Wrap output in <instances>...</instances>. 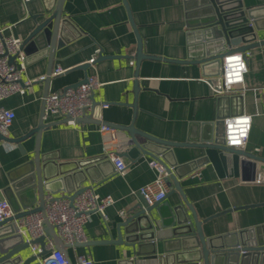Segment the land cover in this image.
Masks as SVG:
<instances>
[{"label":"crops","instance_id":"crops-1","mask_svg":"<svg viewBox=\"0 0 264 264\" xmlns=\"http://www.w3.org/2000/svg\"><path fill=\"white\" fill-rule=\"evenodd\" d=\"M240 1L247 10H259L262 29L259 38L264 39V0ZM199 3L201 1L195 2L193 7L200 6ZM55 7L56 0H0V28L6 30L5 35L25 41L36 28L33 17L44 14L46 9L53 12ZM186 7V0H65L63 16L71 19L83 33L56 51L52 73L61 68L65 70L64 74L52 77L48 86L39 80L26 94H14L2 102L4 108L16 114L6 136L21 138L39 125L46 93L62 92L87 76L96 75L102 86L96 91L95 100L109 107L97 106L84 122L76 126L66 124L57 116L45 118V123L50 126L41 137L44 154L57 153L61 163L106 156L105 145L109 136L99 131L101 123L134 126L176 143L210 138L220 112V95L210 85L208 77H203L198 65L187 63L188 51L194 50L196 45L187 38L191 31L188 25L195 19L188 17ZM136 30L142 39L143 53L155 57L143 60L139 67ZM101 53L107 58L99 60ZM250 53L245 86L229 94L237 99L224 106H228L229 115L233 113V106V110L240 109L242 114L252 116L249 141L245 148L237 150L264 159V47L250 50ZM94 59L99 61L93 65L91 61ZM86 64L91 66L87 70L82 69L81 66ZM50 65L49 56L27 57V71L22 75V81L25 83L29 79L47 76ZM137 82L140 89L136 92ZM116 141L122 146V155L129 169L121 176L116 174L112 162L104 163L100 171L108 176L100 182L88 181L83 185L84 188H94L101 196L110 195L115 199V204L106 208V217L91 215L85 227L87 243L116 239L117 225L141 199L145 200L139 190L157 176L151 166V157L141 155L132 159L128 155L130 138L127 132L117 130ZM35 145V137L27 140L24 143L27 153L23 154L17 144L0 142V199L6 197L3 191L13 177L24 180L26 171L22 167L29 162ZM174 153L179 164L204 156V151L197 148H175ZM256 164L253 173H243L241 169L240 175L264 177V163ZM180 183L201 222L226 212L203 223L207 238L250 228H261L264 237V184L228 175L220 177L212 164L199 167ZM169 188L167 199L162 204L165 213L183 204L175 185L172 183ZM64 195L61 193L57 197ZM253 205L256 206L227 212ZM34 206L37 207L38 202ZM26 219L21 221L23 230L27 228ZM50 242L47 238L46 243ZM160 245L159 252L164 254L163 245ZM196 246L193 236L183 247L171 241L169 254L175 256V261L172 258L168 264H204L203 261L195 262L200 258ZM67 254L73 264L80 255L93 259L95 264H119L124 257L131 258L124 247L115 244L67 246ZM179 259L184 263H178ZM246 264H264V255Z\"/></svg>","mask_w":264,"mask_h":264},{"label":"water","instance_id":"water-1","mask_svg":"<svg viewBox=\"0 0 264 264\" xmlns=\"http://www.w3.org/2000/svg\"><path fill=\"white\" fill-rule=\"evenodd\" d=\"M199 1H201L200 6L193 7L194 3ZM64 3L65 0H56L53 12L46 9L44 14L34 16L36 28L23 43V50L28 58L49 56L51 65L45 79L46 86L52 79V61L56 51L83 33L71 19L63 16ZM186 3L188 17L195 19L193 24L188 25L191 31L187 33V38L190 43L196 45L194 50L189 49L187 63L198 65L203 77H208L211 86H216L222 75V64L226 55L246 53L264 47V39L259 38V32L262 30L259 26L261 21L258 15L259 10L245 9L240 0H186ZM131 23L135 26L132 17ZM136 33L138 39L137 66L139 67L143 60H153L155 57L143 53L141 36L137 30ZM103 58L107 57L101 53L98 59ZM98 59L94 60L93 65L99 61ZM10 61L14 62L15 57H11ZM90 66L91 64H86L81 68L87 70ZM87 78L88 76L73 87L85 83ZM139 89L140 86L137 82L135 91L137 92ZM47 95L48 93L44 97L39 125L35 129L18 139L0 135V142L17 144L23 154L27 153L24 143L33 137L36 140L33 155L29 162L22 167L26 171L24 180L13 177L11 184L3 191L15 215L0 222V264H44L45 257L50 253V250L46 248L47 238L52 240L55 248L64 254L67 264H73L68 257L67 246L48 220L44 222L45 235L30 242L19 232L23 227L21 221L33 214L45 212L47 193L56 197L64 193L70 195V198L74 200L84 191L85 183L88 181L97 183L108 176L100 171L102 164L111 162L107 156L61 163L57 153L44 154L41 151L42 133L50 126L45 123ZM236 99V96L231 95L219 96L220 112L217 121L213 124V134L210 138L199 142H170L134 126L106 124L129 134L130 151L128 155L132 159L143 155L161 163L169 174V185L172 183L175 185L183 199V204L165 213L162 204L167 198L163 202L152 205L146 199H141L140 203L132 208L125 219L117 225L116 239L91 241L76 244V247L115 244L124 247L131 256V258L124 257L119 264H168L172 258L175 261V256L169 254L171 252L168 247L169 243L175 241L183 247L188 238L193 236L200 254V258L195 262L246 264L253 258H260L264 255V237L261 235V228H250L207 238L203 232V223L226 212L201 222L180 183V180L188 177L205 164H212L220 177L228 175L247 182L255 180L256 175L255 177L240 175L239 171L242 169L243 173L250 171L253 173L257 166L256 163H264V159L252 153L243 154L237 149L226 147L225 119L241 115L243 112L240 109L234 108L233 110L232 106L233 113L229 115L230 112L227 113L228 106L224 105ZM84 121L85 119L79 120L78 124ZM64 122L66 123V121ZM138 138L144 141L141 142ZM175 148L201 149L204 151V156L185 164H179L175 158ZM30 198L33 200L30 201ZM36 202H38L37 207L34 206ZM255 206H243L227 210V212ZM160 244L163 245L164 254L159 252ZM32 245H39L42 252L33 253ZM178 263H184V260L179 259Z\"/></svg>","mask_w":264,"mask_h":264},{"label":"built area","instance_id":"built-area-1","mask_svg":"<svg viewBox=\"0 0 264 264\" xmlns=\"http://www.w3.org/2000/svg\"><path fill=\"white\" fill-rule=\"evenodd\" d=\"M26 2L30 0H25ZM5 29L0 28V135L6 136L12 127L16 114L13 110L6 109L2 102L14 94H26L33 83L45 81L47 76L39 79L22 81V75L27 71V56L23 50L24 41L13 36L5 35ZM250 51L246 53H231L224 57L222 64V75L216 86H213L219 95H229L237 88H244L245 76L248 72L247 58ZM15 57L11 62L10 58ZM95 60V59H94ZM94 60L91 61L93 64ZM134 64V62H132ZM65 70L58 68L51 77L64 74ZM102 86L96 75L89 76L87 81L77 87H67L62 92L49 93L45 99V118L57 116L66 121V124L76 126L79 120L90 116L97 106L108 108V104L97 103L95 93ZM252 116L241 114L230 116L225 119V141L226 147L233 149L245 148L252 129ZM99 131L109 136L105 145V154L113 163L115 172L124 176L129 165L122 155L123 149L117 143V130L109 125L101 124ZM151 166L156 170V179L142 187L139 192L149 204L163 202L170 191L169 174L158 160H152ZM264 184V177L256 175L253 181ZM46 209L44 213L33 214L26 219V230L20 229L28 242L45 235V220L53 226L57 235L66 246L76 248V244L87 243L85 227L89 223L92 214L105 216L106 208L115 204V199L110 196H101L94 188H85L74 200L70 195L56 197L46 195ZM10 202L6 198L0 199V222L13 217ZM24 220V219H23ZM49 255L45 257L44 264H67L64 254L55 248L51 240L46 243ZM33 253H41L39 245H32ZM76 264H95L94 260L84 255L77 256Z\"/></svg>","mask_w":264,"mask_h":264}]
</instances>
